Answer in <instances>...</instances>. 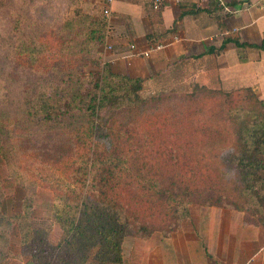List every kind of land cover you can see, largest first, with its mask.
Returning <instances> with one entry per match:
<instances>
[{"label":"trees","instance_id":"16d2710c","mask_svg":"<svg viewBox=\"0 0 264 264\" xmlns=\"http://www.w3.org/2000/svg\"><path fill=\"white\" fill-rule=\"evenodd\" d=\"M7 4L8 0H0V11L5 13ZM16 12L11 26L15 43L10 47V51L8 38L10 39L11 35H8V30L1 29L0 49L4 50L5 58L12 56L23 70H38L41 77H36L34 83L26 88L25 85L21 87L13 110L15 114L20 115L19 119L27 124L57 128L61 133H66L65 130L69 129L70 132L66 133V136L81 145L73 147L77 153L75 160L64 169L74 188L70 193H64V203L52 205L53 221L60 230L55 245H48L40 231L29 228V224L25 222V213L31 207L30 195L25 194L21 201L22 214L5 216L0 213V225L9 224L10 219H13L20 229L21 243H45L49 250H42L47 255L44 264L119 263L122 238L128 234L136 237L129 226L142 219L137 214V209L125 205L116 192L117 172L121 171L126 176L132 174L135 179L144 163L139 161L136 150L128 147L120 150L117 145L111 143V139L117 136L122 123L131 124L137 119L140 122V118V124L148 131L160 132V127H169V136L178 138L182 135L181 129L174 124L175 119H169L170 116L146 111L149 105L162 102L163 99L158 96L142 98L139 95L141 78L113 72L109 65L101 60L104 34V21L101 16L90 17L88 13H82L80 6L76 5L72 13L78 18L76 23L81 24L83 17L87 19L89 28L84 27V31H76L74 40L57 34L71 25L70 19L67 18L59 26L52 27L51 32L56 34V41H67V47L72 43L79 44L73 45V50L66 48L65 51H59L62 56L65 54L63 64L62 60L56 57L57 51L49 49L47 40L37 36L36 28L40 27V23L36 20L29 22L21 10V5ZM29 24H33L35 29L31 34L25 30ZM82 34L84 37H81ZM234 43L242 46L237 41ZM59 46L62 47L61 44ZM250 46L264 49V31L260 44ZM25 65H28V68ZM193 85L197 91L211 93L209 97L217 94L222 96V99H230L234 93L237 95L242 90L246 91L245 97L250 103L246 109L250 114L230 115L228 122L231 131L228 132L232 135L231 143L219 153L223 167L222 177H231V188L208 180L205 189L199 193L197 190L192 191L184 178H172L167 186L155 179L150 183L160 201H172L169 215L176 222L166 233L174 231L180 220L188 217L186 205L191 202L203 206L231 205L235 210L249 212L252 219H246L243 215L245 220L263 224L261 206L264 202V178L259 174V171L264 169V161L261 158L264 156L263 100L250 87L224 90L219 86L198 83ZM195 94L192 90L185 96L190 99ZM5 106H9L6 94L0 97V158L9 166L15 153L4 128V124L10 120L2 118H7L8 114H1V109ZM207 133L221 135L223 129L219 127ZM85 137L88 141L84 140ZM68 148L65 144L58 146L59 152L54 156L62 158ZM178 154L181 155L180 147L169 150L165 155L176 161ZM10 171L18 173L11 168ZM137 229L142 233L139 236L142 238L155 230L153 227H144L141 223ZM166 233L164 234L167 235ZM3 236L4 232L0 230V238Z\"/></svg>","mask_w":264,"mask_h":264},{"label":"rangeland","instance_id":"374dc122","mask_svg":"<svg viewBox=\"0 0 264 264\" xmlns=\"http://www.w3.org/2000/svg\"><path fill=\"white\" fill-rule=\"evenodd\" d=\"M19 5L29 22L36 20L40 23V27L36 28L37 36L47 40L49 49L57 51L56 57L64 64L65 54L62 56L59 51H65L66 48L73 50L72 46L79 44L72 43L70 47H67V41L60 39L56 41L54 38L56 34L53 35L51 32L52 27L59 26L67 18L70 19L71 25L57 34L74 40L76 31L81 29L84 31V27H88L87 19L82 17V23H76L78 18L72 14L76 5L70 0H8L6 12L0 11V32H2L1 29L8 30V35H11V38H8L10 51V47L15 43L11 26L16 18ZM81 12L88 13L90 17L101 16V9L100 14H90L83 9ZM25 30L31 34L35 31L34 25L29 24ZM81 37H84V34ZM60 44L62 47L59 46ZM3 51L0 49V97L6 94L9 106L3 107L1 114H8L7 118H2L10 120L4 124L7 137L12 142L15 153L12 164L9 166L19 174L11 173L7 163L4 164L0 158V213L5 216L22 214L21 201L25 194L30 195L31 207L25 213V222L29 224V228L40 231V235L45 238L48 245H55L60 230L53 221L52 205L64 203V193H70L74 188L72 180L64 173V169L75 160L77 153L73 147L75 145L79 147L81 144L66 136V133L70 132L69 129L65 130L66 133H61L57 131V128L33 126L19 119L20 115L15 114L13 106L20 89L23 85L26 88L27 85L34 83L35 78L41 77V74L38 70H23V67L18 65L17 60L15 61L12 56L9 59L5 58ZM25 67L28 68V65ZM194 83L191 82L189 76L182 80L176 77L159 91L151 92L148 89L139 92L142 98L158 96L163 99L162 102L149 105L146 111L166 114L172 121L175 119L174 124L181 129L180 137L169 136V127H160V132L148 131L140 124V118V122L137 119L131 124L122 123L117 136L111 139V143L117 145L120 150L127 147L136 150L139 161L144 163L135 179L132 178V174L126 176L121 171L117 172L116 192L125 205H131L137 209V214L143 221L133 222L129 226L137 238L142 234L137 229L139 223L144 227L155 228L152 233L165 236L167 229L176 222L169 215L172 201H160L156 190L151 189L150 183L154 179L165 186L172 178L185 179L186 185L192 191L197 190L199 193L205 189L208 180L217 181L219 186L232 187L231 177H222L223 167L219 153L231 143L232 135L230 136L228 132L231 131L228 122L230 115L250 114L247 112L250 106L245 97L247 92L242 90L237 95L234 93L230 99H225V97L222 99V96L217 94L209 97L211 93L195 90ZM192 90L196 94L188 99L185 95ZM10 98L11 103H9ZM262 100L264 102V99ZM219 127H222L223 134L207 133ZM84 140L88 141L86 137ZM64 144L69 148L62 158L54 156L59 152L58 146ZM176 147H180L181 155H176L177 159L173 161L165 154ZM119 157L121 158V155ZM261 158L264 161V156ZM259 174L264 178V169L260 170ZM197 205L203 206L191 202L186 205V208L188 210L189 207ZM223 208L233 209L231 205H223ZM243 215L246 219H252L247 211L243 212ZM187 220H189V214L180 222L177 220L178 227L185 224ZM0 230L4 232V236L0 238V264L45 263L47 255L43 249L49 250L48 246L42 242L21 243V232L13 219H10L9 224H1ZM88 263L90 262L85 264Z\"/></svg>","mask_w":264,"mask_h":264},{"label":"crops","instance_id":"0c3cea01","mask_svg":"<svg viewBox=\"0 0 264 264\" xmlns=\"http://www.w3.org/2000/svg\"><path fill=\"white\" fill-rule=\"evenodd\" d=\"M160 1L156 8L153 0L110 3L101 60L113 72L141 78L140 91L189 76L224 90L250 87L264 99V49L250 46L261 42L264 0H220L233 12L218 0ZM71 2L100 14L102 0ZM261 210L263 224L235 209L189 207L185 224L165 236H124L121 262L101 264H264V202Z\"/></svg>","mask_w":264,"mask_h":264},{"label":"built area","instance_id":"2783aa9c","mask_svg":"<svg viewBox=\"0 0 264 264\" xmlns=\"http://www.w3.org/2000/svg\"><path fill=\"white\" fill-rule=\"evenodd\" d=\"M113 0H102V6H101V16L103 19H106L110 15V8L109 5ZM160 0H153V7L156 8L160 4ZM219 6L222 8L224 12H233L234 10L229 8L227 5H225L222 1H217ZM160 45H155L154 48H159ZM139 54L147 55L146 51H141Z\"/></svg>","mask_w":264,"mask_h":264}]
</instances>
